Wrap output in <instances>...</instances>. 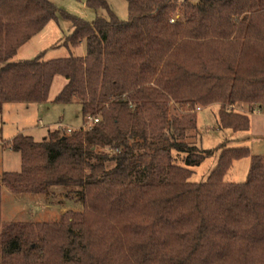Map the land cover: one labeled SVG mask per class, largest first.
I'll return each instance as SVG.
<instances>
[{
	"label": "trees",
	"instance_id": "1",
	"mask_svg": "<svg viewBox=\"0 0 264 264\" xmlns=\"http://www.w3.org/2000/svg\"><path fill=\"white\" fill-rule=\"evenodd\" d=\"M118 20L87 21L49 0H0V109L54 101L80 105L90 126L18 134V171L0 174V264H264V155L246 147L200 149L193 109L218 104V126H249L264 111V0H126ZM71 23L60 45L82 56L13 60L57 14ZM195 134V133H193ZM196 135V134H195ZM216 153L205 180L192 168ZM249 157L246 179L224 180ZM73 187L80 211L57 221L1 220V192Z\"/></svg>",
	"mask_w": 264,
	"mask_h": 264
},
{
	"label": "rangeland",
	"instance_id": "2",
	"mask_svg": "<svg viewBox=\"0 0 264 264\" xmlns=\"http://www.w3.org/2000/svg\"><path fill=\"white\" fill-rule=\"evenodd\" d=\"M58 10L92 21L95 16L108 17L107 10L94 9L86 5V0H49ZM110 11L118 20L128 19L126 0H105ZM71 23L59 13L43 29L32 36L17 51L13 60L33 58L43 53V59H53L68 55L82 56L85 53L84 43L67 49L60 43L71 32ZM64 80L56 77L51 85L48 99L41 103L11 102L4 103L0 109V174L3 171H18L20 168L19 154L9 150L8 143L18 135H29L35 141L47 136L49 131L60 129L64 132L86 126L88 119L80 113L79 103L72 101L61 103L54 101V96L61 89ZM237 112L247 114L249 126L246 130L235 131L218 126V104L202 107L197 105L196 128L191 131V141L200 149L215 148L221 143L225 147H246L250 155H264V111L255 109L249 111L246 105L237 103L233 106ZM195 133V134H193ZM216 153L205 159L200 165L193 167L189 178L191 182L206 179L210 170L216 164ZM249 157L234 160L227 170L224 180L242 182L246 179L249 168ZM73 187L48 188V194L21 193L13 194L2 188L1 220L14 221H57L66 210L80 211L81 202L74 197ZM4 190V191H3ZM9 191L5 194L6 191ZM9 194V195H8Z\"/></svg>",
	"mask_w": 264,
	"mask_h": 264
},
{
	"label": "built area",
	"instance_id": "3",
	"mask_svg": "<svg viewBox=\"0 0 264 264\" xmlns=\"http://www.w3.org/2000/svg\"><path fill=\"white\" fill-rule=\"evenodd\" d=\"M97 118H88V121L86 122V126H90L92 123L97 122ZM68 131H70V129H68Z\"/></svg>",
	"mask_w": 264,
	"mask_h": 264
},
{
	"label": "crops",
	"instance_id": "4",
	"mask_svg": "<svg viewBox=\"0 0 264 264\" xmlns=\"http://www.w3.org/2000/svg\"><path fill=\"white\" fill-rule=\"evenodd\" d=\"M9 150H10V149H9ZM3 191H4V190H3ZM8 192H9V191L7 190V191L5 192V194L8 193ZM9 193H10V192H9ZM8 195H9V194H8Z\"/></svg>",
	"mask_w": 264,
	"mask_h": 264
}]
</instances>
